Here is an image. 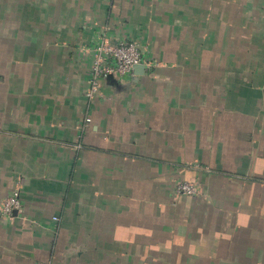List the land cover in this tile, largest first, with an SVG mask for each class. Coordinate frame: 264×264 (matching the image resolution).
<instances>
[{"label": "crops", "instance_id": "0c3cea01", "mask_svg": "<svg viewBox=\"0 0 264 264\" xmlns=\"http://www.w3.org/2000/svg\"><path fill=\"white\" fill-rule=\"evenodd\" d=\"M47 260L264 264V0H0V264Z\"/></svg>", "mask_w": 264, "mask_h": 264}, {"label": "built area", "instance_id": "2783aa9c", "mask_svg": "<svg viewBox=\"0 0 264 264\" xmlns=\"http://www.w3.org/2000/svg\"><path fill=\"white\" fill-rule=\"evenodd\" d=\"M92 66L90 70L89 88L87 95L94 100L102 95L103 84L111 79H128L135 75V66L146 62L142 55L140 44L134 40H120L112 42L103 39L91 47ZM91 121L86 117L85 121L79 124L84 129ZM201 193L200 186L191 180H181L175 186L176 195H197ZM22 207L20 193L16 189L9 194L2 202L1 215L3 219L10 220L15 212ZM59 219V217H55ZM41 264H53L52 260L43 261Z\"/></svg>", "mask_w": 264, "mask_h": 264}, {"label": "water", "instance_id": "95a60500", "mask_svg": "<svg viewBox=\"0 0 264 264\" xmlns=\"http://www.w3.org/2000/svg\"><path fill=\"white\" fill-rule=\"evenodd\" d=\"M142 67V64H137L135 68Z\"/></svg>", "mask_w": 264, "mask_h": 264}, {"label": "rangeland", "instance_id": "374dc122", "mask_svg": "<svg viewBox=\"0 0 264 264\" xmlns=\"http://www.w3.org/2000/svg\"><path fill=\"white\" fill-rule=\"evenodd\" d=\"M184 180H187V179H184ZM178 182H179V181H178ZM178 182H177V183H178ZM177 183H176V184H177Z\"/></svg>", "mask_w": 264, "mask_h": 264}]
</instances>
